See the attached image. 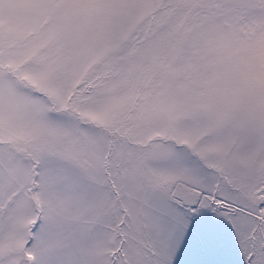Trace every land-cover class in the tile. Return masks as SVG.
Returning <instances> with one entry per match:
<instances>
[{
  "label": "snow or ice",
  "instance_id": "obj_1",
  "mask_svg": "<svg viewBox=\"0 0 264 264\" xmlns=\"http://www.w3.org/2000/svg\"><path fill=\"white\" fill-rule=\"evenodd\" d=\"M0 264H264V0H0Z\"/></svg>",
  "mask_w": 264,
  "mask_h": 264
}]
</instances>
